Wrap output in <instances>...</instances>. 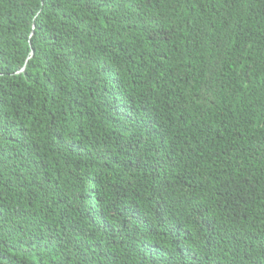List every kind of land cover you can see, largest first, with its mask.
Wrapping results in <instances>:
<instances>
[{
  "label": "trees",
  "instance_id": "trees-1",
  "mask_svg": "<svg viewBox=\"0 0 264 264\" xmlns=\"http://www.w3.org/2000/svg\"><path fill=\"white\" fill-rule=\"evenodd\" d=\"M0 264H264V0H0Z\"/></svg>",
  "mask_w": 264,
  "mask_h": 264
}]
</instances>
